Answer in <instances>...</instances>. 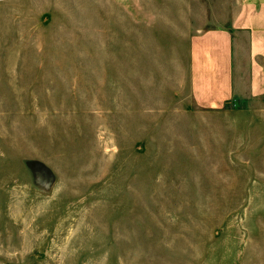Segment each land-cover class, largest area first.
<instances>
[{"label": "rangeland", "instance_id": "1", "mask_svg": "<svg viewBox=\"0 0 264 264\" xmlns=\"http://www.w3.org/2000/svg\"><path fill=\"white\" fill-rule=\"evenodd\" d=\"M248 1L0 0V264H264V97L192 94Z\"/></svg>", "mask_w": 264, "mask_h": 264}, {"label": "crops", "instance_id": "2", "mask_svg": "<svg viewBox=\"0 0 264 264\" xmlns=\"http://www.w3.org/2000/svg\"><path fill=\"white\" fill-rule=\"evenodd\" d=\"M191 74L193 98L202 109L223 108L243 92L245 80L253 98L264 97V0L241 3L229 28L193 38Z\"/></svg>", "mask_w": 264, "mask_h": 264}]
</instances>
